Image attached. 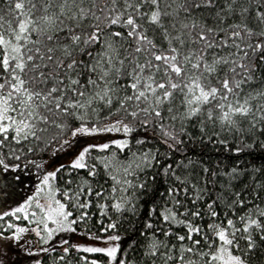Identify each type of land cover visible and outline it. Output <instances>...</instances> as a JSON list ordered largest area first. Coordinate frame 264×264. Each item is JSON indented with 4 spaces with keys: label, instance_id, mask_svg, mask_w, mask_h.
Returning <instances> with one entry per match:
<instances>
[{
    "label": "snow or ice",
    "instance_id": "1",
    "mask_svg": "<svg viewBox=\"0 0 264 264\" xmlns=\"http://www.w3.org/2000/svg\"><path fill=\"white\" fill-rule=\"evenodd\" d=\"M0 264H264V0H0Z\"/></svg>",
    "mask_w": 264,
    "mask_h": 264
}]
</instances>
